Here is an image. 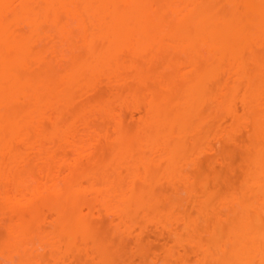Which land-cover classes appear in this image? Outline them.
I'll return each instance as SVG.
<instances>
[{
	"label": "bare ground",
	"instance_id": "6f19581e",
	"mask_svg": "<svg viewBox=\"0 0 264 264\" xmlns=\"http://www.w3.org/2000/svg\"><path fill=\"white\" fill-rule=\"evenodd\" d=\"M257 1L0 0V264H42L47 254L52 264H95L101 235L111 247L117 235L135 239L139 249L149 238L142 215L156 225L149 233L162 235L151 264H264V85L254 81L264 68V0ZM239 130L248 142L238 134L234 144H245L247 161L238 186L209 174L227 185L219 194L199 168L193 178L176 168V154L187 159L192 143L193 156L219 159L205 157L217 132L235 143ZM178 131L188 136L184 146ZM123 229L130 234L122 237Z\"/></svg>",
	"mask_w": 264,
	"mask_h": 264
},
{
	"label": "rangeland",
	"instance_id": "374dc122",
	"mask_svg": "<svg viewBox=\"0 0 264 264\" xmlns=\"http://www.w3.org/2000/svg\"><path fill=\"white\" fill-rule=\"evenodd\" d=\"M257 3H260V0H258L257 1ZM263 45H264V41H263ZM263 49H264V47H263ZM259 51L261 50V49H258ZM259 51H257V53L259 54ZM264 53V52H263ZM247 56H249V54L247 53ZM264 56V55H263ZM253 64V63H252ZM252 64L250 63L249 65H247L246 66V69H245V75H246V79H248V78H250L251 76H252V74L254 73V71H253V67H252ZM263 65H264V62H263ZM257 68V67H256ZM255 68V69H256ZM254 69V70H255ZM257 73V74H256ZM254 74H256L255 75V77H254V81H255V83H256V85L258 86L259 85V82L261 83V84H263L264 85V68L262 67V69H261V71L259 70H256L255 71V73ZM178 93V92H177ZM179 93H180V91H179ZM101 94V93H100ZM103 94V93H102ZM180 95V94H179ZM238 104V103H237ZM126 108V107H125ZM119 109H121V112H122V108L121 107H119ZM239 109V108H238ZM124 110V109H123ZM127 110H129L128 112H130L131 113V115H133V113H134V115L136 116V118L138 117V115H139V113L137 114L135 111L133 112L130 108H128ZM133 112V113H132ZM126 113V112H125ZM124 113V114H125ZM123 114V113H122ZM123 114V123H124V125L125 126H128V127H133V124L130 122V116L131 115H129L128 116V118L127 119H129V120H126V118H125V115ZM127 115H128V113H127ZM126 115V116H127ZM134 116H132V120L134 119L135 120V117L133 118ZM193 118V117H192ZM131 120V121H132ZM137 121H138V118H137ZM136 121V122H137ZM133 122V121H132ZM135 122V121H134ZM190 124H192L193 125V122H191L190 121ZM189 124V125H190ZM228 124V123H227ZM192 125H190V127L192 126ZM193 127V126H192ZM218 127V126H217ZM217 127H215V129L217 128ZM188 130H186V133L188 132V131H192V133H193V128L192 129H190V128H187ZM213 129V128H212ZM241 130H242V128H240ZM214 130V129H213ZM241 130H239L238 132H236V138H235V143H234V139L233 140H229V141H226L225 140V142H223L224 140V137H220L221 139V141L223 142V144H222V142L221 141H219V136L221 135L220 134V132H217V136H218V139H217V136H216V138H213L212 136H214V133H216V132H214V131H211V133H213V134H209L208 133V137L206 136H204L205 138H207L206 140H207V142L209 143V144H213V143H215L216 141V143L214 144V150H211L209 153L207 152V151H209V150H206V149H204L205 150V153L207 152V154H209V155H207V156H205L206 158L208 157V156H210L211 154V152H213V154H214V156H216L217 158H219V159H214V158H211L210 159V157L211 156H213V155H211L210 157H208V159H203L202 157H200V158H202V159H199L197 156L195 157V156H193V155H195L194 154V144L192 143V141L190 140V139H188V141L190 140L191 141V146L189 147V153H187L188 155H187V159H186V157H184L183 155V157L180 155L181 153L180 152H178V153H180L179 155H177L176 154V158L175 159H177L176 161L178 162V165H177V162H176V164H175V160H174V164L175 165H177V167L174 165V166H172V168L174 169V167H176V168H178V166H179V169H180V171L182 172V174H187V175H192L191 173H194L195 171L197 172V170H196V168L198 169H200V171L199 172H204V173H206V175H208L209 176V174H215V176H217V175H219L220 177H221V179L223 178V180H224V182H226V179L228 180V182L229 181H235L234 183H235V185H232V184H234L233 182H232V184H227V185H229L228 187H232V186H238L240 183H241V180H242V177H240V176H242V175H240L241 173H243V171H241V170H243V168H242V165H243V167H245V165L247 164V161H246V159L244 158V157H246V155L244 156V157H242L243 156V152H246V151H244L245 150V144H242V142L240 143V145H234V144H236V143H238L239 144V142H238V140H237V138H238V134H242V131ZM177 131V130H176ZM216 131V130H215ZM218 131V130H217ZM203 132H204V130H203ZM241 132V133H240ZM245 131H243V133H244ZM206 133V132H205ZM204 133V134H205ZM173 134H175V132L173 133ZM183 134H185V132L184 133H182V132H177L175 135H173V136H176L177 135V139L178 140H180L181 141V143L179 142V144H181L182 145V142H184V143H187V138H188V136H187V138L185 139V135L183 136ZM190 134V133H189ZM200 135V134H199ZM242 135H243V138H242ZM241 135V137H239L240 139L242 138V140L241 141H243V143H246L247 144V142H248V137L247 136H245L244 134H242ZM202 136V135H201ZM214 136V137H215ZM191 136H189V138H190ZM204 137H202L203 139L202 140H204L205 141V138ZM173 138V137H172ZM174 138H176V137H174ZM173 138V139H174ZM229 138V137H228ZM228 138L227 137H225V139H227L228 140ZM172 139V140H173ZM192 139V138H191ZM198 139V138H197ZM196 139V140H197ZM214 139H217L216 141L214 140ZM230 139V138H229ZM175 140V139H174ZM193 140V139H192ZM199 140V139H198ZM200 140H201V138H200ZM189 141V142H190ZM173 142V141H172ZM174 142H176V141H174ZM188 142V143H189ZM220 142H221V147H219V144H220ZM231 142H233V144L231 143ZM199 143V142H198ZM197 143V144H198ZM201 143H203V142H201ZM208 143H203L205 146H208L209 144ZM176 144H178V143H176ZM189 144V145H190ZM207 144V145H206ZM185 145V144H184ZM184 145H182V146H184ZM187 145V144H186ZM188 145V146H189ZM199 145V144H198ZM202 145V144H201ZM203 145V146H204ZM172 146H174V148H176V149H179L180 148V145H179V147L178 146H175V145H173V144H171V148L173 149V147ZM247 146V145H246ZM178 147V148H177ZM186 147V146H185ZM197 147V149H203L202 147H199V146H196ZM209 147V146H208ZM223 147V149H221ZM204 148H207V147H204ZM247 148V147H246ZM176 149H174L175 151H176ZM182 149V148H181ZM187 149V148H186ZM185 149V150H186ZM208 149V148H207ZM180 150V149H179ZM184 150V151H185ZM188 150V149H187ZM204 150H201L202 152L204 151ZM221 150V151H220ZM95 151H97V149L95 150ZM180 151H182V150H180ZM197 151V150H196ZM200 151V150H199ZM188 152V151H187ZM198 152V151H197ZM173 153V152H172ZM175 154V153H174ZM174 154H172V155H174ZM185 154H186V152H185ZM203 153H201V155H202ZM246 154V153H245ZM197 155V154H196ZM204 155V154H203ZM199 156V155H198ZM197 158V159H193V158ZM173 158V157H172ZM244 159H245V161H244ZM161 160H164V159H161ZM167 160V159H166ZM162 162V161H161ZM164 162V161H163ZM166 162H168V163H172L173 161H172V159H171V162H169V159L167 160V161H165V163ZM244 162H245V164H244ZM160 163V162H159ZM162 165H163V163H162ZM165 165V164H164ZM168 165V164H167ZM170 165V164H169ZM173 165V164H172ZM160 166V168L162 169V171L165 169L164 167H166V166H161V164L159 165ZM170 166H167L166 168H168L169 170H170V168H169ZM169 170H165L167 173H168V171ZM176 170H178V169H176ZM232 170H234V172L232 171ZM164 171V172H165ZM186 171V173H184ZM194 171V172H193ZM232 171V172H231ZM176 172V171H175ZM179 172V171H178ZM191 172V173H190ZM172 173V172H171ZM233 173H234V175H233ZM202 174V173H201ZM200 175V174H199ZM198 175V176H199ZM205 175V176H206ZM214 176V177H215ZM219 176H217V179L219 178ZM210 178V184L208 185H205V186H207V188H208V186H209V188L208 189H210V190H212V189H214V190H216V191H213V192H217V193H219V194H221V189H220V187H222V189L224 190V188L225 187H227V185L226 184H223V180L221 181V179H220V181H221V183L223 184V185H220L221 183H220V181H219V187L217 186V185H214L215 184V182H216V178L214 179V177L211 175V176H209ZM192 178H193V175H192ZM191 178V179H192ZM198 178V177H197ZM208 178V177H207ZM240 178H241V180H240ZM201 179V178H200ZM203 179L205 180L206 178H204L203 177ZM215 181H214V180ZM204 180H202V181H204ZM208 180V179H207ZM206 180V181H207ZM239 180H240V182H239ZM191 181V180H190ZM214 181V182H213ZM218 181V180H217ZM195 182V181H194ZM194 182H192V185H194L195 183ZM238 182V183H237ZM191 183V182H190ZM197 183V182H196ZM198 183H200L199 181H198ZM203 183V182H202ZM207 183H209V181L207 182ZM214 183V184H213ZM217 183V182H216ZM230 183V182H229ZM237 183V184H236ZM180 184V183H179ZM177 185H178V183H177ZM182 185V184H181ZM225 185V186H224ZM165 186V185H164ZM168 186V185H167ZM166 186V187H167ZM198 186H200V184H198ZM197 186V187H198ZM204 186V185H203ZM204 186V187H205ZM201 187V186H200ZM199 187V189L200 190H202V188H200ZM228 187H227V190H229L228 189ZM164 188V187H163ZM168 188V187H167ZM183 188H185V187H183ZM189 188V187H188ZM192 188V187H191ZM207 188H206V190H207ZM212 188V189H211ZM170 189V188H169ZM171 189H173V187H171ZM194 189V188H193ZM192 189V191L194 192V190ZM199 189L198 190H196V192L197 191H199ZM204 188H203V191H201L202 192V194H200V192H198L199 193V195H202L201 197L199 196V195H196V197L197 196H199L198 198H201L199 201H198V199H197V201L199 202L198 204H193V206L195 205H201L200 203H202V204H204V202H202L203 200L202 199H207L206 197H207V193L209 192H204ZM172 191V190H171ZM169 192V191H168ZM174 192V191H173ZM196 192H194L193 193V195H194V197H195V194H196ZM225 192H226V190H225ZM183 193V192H182ZM181 193V194H182ZM186 193V192H185ZM185 193H183V196H184V198L182 199V200H184V201H186L187 202V204H188V206H190V208L188 209V207L186 206V204H185V211L187 212V213H191V215H193L192 214V212H191V210L193 209L192 208V204H191V200H189L186 196H187V194L186 195H184ZM197 193V194H198ZM223 193V192H222ZM173 194V193H172ZM177 194V193H176ZM180 194V193H179ZM175 197H176V195H175V193L173 194ZM192 195V196H193ZM173 196V197H174ZM172 197V196H171ZM194 197H193V200H194ZM172 199V198H171ZM174 199V198H173ZM176 200H178V198L177 199H175V202H176ZM181 200V201H182ZM202 200V201H201ZM215 201L214 202V204L216 203V198H212L211 199V202L212 201ZM197 201H195L194 203H196ZM213 203V202H212ZM177 204V203H176ZM164 205H166V203H164ZM163 206V205H162ZM177 205H175V207H176ZM202 206V205H201ZM165 207V206H164ZM169 207V206H168ZM196 207H198V206H196ZM200 207V206H199ZM198 207V208H199ZM171 208V207H170ZM192 208V209H191ZM135 209V208H134ZM166 209V208H165ZM169 209V208H168ZM172 209V208H171ZM170 209V210H171ZM191 209V210H190ZM197 208H195V210H196ZM132 210V212H133V208L131 209ZM137 211H138V209H136ZM154 210V209H153ZM162 210H163V208H162ZM169 210V211H170ZM136 211V213H135V210H134V213H135V216H137V217H140V216H138V212ZM168 211V210H167ZM167 211H166V213H167ZM132 212H129V215H131V214H133ZM139 212H140V210H139ZM163 212H164V210H163ZM176 212V211H175ZM196 212V211H195ZM131 213V214H130ZM141 213V212H140ZM156 213V212H155ZM154 213V214H155ZM158 213V212H157ZM160 213H161V211H160ZM176 214V213H175ZM197 213H195V215H196ZM134 215V214H133ZM133 215H131L132 217H134ZM145 215H147V214H145ZM149 215V214H148ZM174 215V214H173ZM155 216V215H154ZM163 216V215H162ZM132 217H131V220H132ZM143 218V219H142ZM147 218H150V217H146V216H144V215H142L141 216V218H139V221H140V219H141V221L140 222H142V226H144L143 225V223L145 224V226L144 227H142V229H144V238H146V236H147V238H148V240L147 241H145V240H141V245H140V250H141V253L143 254L142 256H140V252H139V249L137 248V245H136V243H139V241H137L136 243H134L135 242V239H133L134 240V242H133V240L132 241H130V239H129V241H127L126 242V239L128 240V238H126V237H124L125 238V242L124 241H122V240H124V239H122L121 240V238L119 239V237H120V235H117V234H115V232H113L112 233V231H114V230H112L111 231V236H112V234H114L113 236L115 237V239H114V237H113V239L114 240H112V241H115L114 243H115V246L112 248L109 244H111L110 243V241H108L109 242V244H108V242L106 241V239L105 238H107V237H103L102 235L100 236V238H101V240H102V248L104 249V251H106L104 254H105V256H104V254L102 253V252H104V251H102V250H100V249H98L99 251H101L100 253H102V257H101V254L100 253H98V255H97V259H99V261L97 262V259L94 257L95 256V253L93 254V257L94 258H90V259H96V261H94L95 262V264H151L152 263V261L151 260H153V261H155L158 257H160V255H161V249L163 248V246L161 245V243H163L162 242V240L160 239L161 238V236L159 237H156L155 235L157 234V233H153L154 231H155V228H156V225H155V228L153 227V225H154V222H153V225L150 223V222H146L147 221ZM195 217H194V215H193V219H194ZM146 219V220H145ZM131 220H130V223H131ZM135 220V221H134ZM151 220V219H150ZM200 220V219H199ZM137 221V219H136V217H134V219H133V222H136ZM138 221V222H139ZM201 221H202V219H201ZM129 222V221H128ZM139 222V223H140ZM104 222H102L101 224H103ZM139 223H136V224H138L139 225ZM101 224H100V226H101ZM106 224V223H105ZM132 224H135V223H132ZM132 224H130L129 226H131ZM147 224H148V227H147ZM107 225V224H106ZM198 225L199 226H202V225H200V222L198 223ZM204 225V224H203ZM107 226H109V224L107 225ZM107 226H105V231H106V233H108V234H110V232H108L109 231V229H108V227ZM158 226V225H157ZM199 226L198 227H196V225H195V228L196 229H198L199 228ZM132 228H134L133 226H131ZM137 227H139V226H137ZM159 228L158 229H160V226H158ZM101 228V227H100ZM113 228V227H112ZM147 228H151V230H154L153 232H152V234H150L149 233V229H147ZM102 229H103V226H102ZM111 229V228H110ZM134 229H136V226H135V228ZM157 229V230H158ZM195 229V230H196ZM101 230V229H100ZM129 230H130V227H129ZM139 230H140V228H139ZM139 230H137L136 229V233L139 231ZM200 231H203V229L201 230V228L199 229ZM104 231V232H105ZM123 231H125L124 229L121 231L120 230V232H121V236L123 235L124 236V234L126 235V236H128V234H130V233H124ZM131 231L133 232V230L131 229ZM142 231V230H141ZM161 231L163 232V230L161 229ZM160 231V232H161ZM198 231V230H197ZM118 232V231H117ZM123 232V233H122ZM126 232V231H125ZM131 232V233H132ZM135 232V231H134ZM119 233V232H118ZM140 234H142L141 232H139ZM199 233H202V232H199ZM145 234H146V236H145ZM149 236H148V235ZM160 234V233H159ZM163 235H165V233H162ZM105 235V234H104ZM132 235V234H131ZM142 235V236H143ZM196 235H198L199 236V234H196ZM200 235H202V234H200ZM106 236V235H105ZM119 236V237H118ZM122 236V237H123ZM130 236V235H129ZM166 236V235H165ZM198 236H196L197 238H198ZM108 237H110V236H108ZM132 237V236H131ZM136 236H134V238H135ZM200 237V236H199ZM112 238V237H111ZM133 238V237H132ZM144 238H142V239H144ZM108 239V238H107ZM165 240V239H164ZM168 243H169V241H167ZM165 243V242H164ZM139 246V245H138ZM165 247V246H164ZM90 248V247H89ZM93 248V247H92ZM101 248V247H100ZM101 248V249H102ZM94 249V248H93ZM98 251V252H99ZM107 251H110V252H108L109 253V255L107 254V256H106V253H107ZM97 253V252H96ZM195 253L196 252H194V250H193V254L195 255ZM163 254V253H162ZM191 253H189V255H190ZM65 258H67V255L65 256L64 254H62ZM62 255H60V258H62L63 259V257H61ZM193 255V260H195L196 259V255L194 256ZM49 256L50 255H48L47 254V257L48 258H46V256H45V258H46V260H44L43 262H42V264H52V262L54 261V258L52 257V259H51V257L49 258ZM101 258H100V257ZM144 256V257H143ZM192 256V254L190 255V257ZM104 257H106L105 259H104ZM154 257V258H153ZM59 258V259H60ZM153 258V259H152ZM49 259V260H48ZM58 259V258H57ZM56 259V260H57ZM90 259H88V260H90ZM102 259V260H101ZM53 260V261H52ZM60 261V260H59ZM62 261V260H61ZM92 261V260H91ZM64 262V261H63ZM65 262H66V259H65ZM56 263V262H55ZM195 263H196V261H195ZM58 264V263H57ZM60 264H62V262L60 263ZM91 264H92V262H91ZM155 264V263H154Z\"/></svg>",
	"mask_w": 264,
	"mask_h": 264
}]
</instances>
